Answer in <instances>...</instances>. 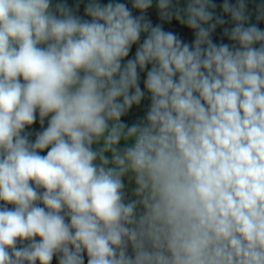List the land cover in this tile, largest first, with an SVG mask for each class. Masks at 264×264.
I'll return each instance as SVG.
<instances>
[{"label": "clouds", "instance_id": "clouds-1", "mask_svg": "<svg viewBox=\"0 0 264 264\" xmlns=\"http://www.w3.org/2000/svg\"><path fill=\"white\" fill-rule=\"evenodd\" d=\"M0 264H264V0H0Z\"/></svg>", "mask_w": 264, "mask_h": 264}, {"label": "trees", "instance_id": "trees-1", "mask_svg": "<svg viewBox=\"0 0 264 264\" xmlns=\"http://www.w3.org/2000/svg\"><path fill=\"white\" fill-rule=\"evenodd\" d=\"M73 2H74V0H68L69 4H72ZM102 2L106 3L107 0H102ZM82 12H83V5H81V14H82Z\"/></svg>", "mask_w": 264, "mask_h": 264}]
</instances>
